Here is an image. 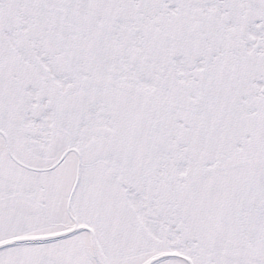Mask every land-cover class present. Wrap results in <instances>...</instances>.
Segmentation results:
<instances>
[{
  "label": "snow or ice",
  "instance_id": "1",
  "mask_svg": "<svg viewBox=\"0 0 264 264\" xmlns=\"http://www.w3.org/2000/svg\"><path fill=\"white\" fill-rule=\"evenodd\" d=\"M0 264H264V0H0Z\"/></svg>",
  "mask_w": 264,
  "mask_h": 264
}]
</instances>
